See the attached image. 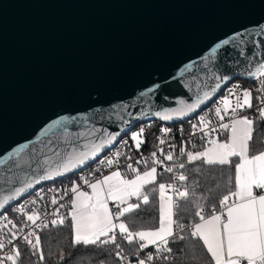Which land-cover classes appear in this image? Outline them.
<instances>
[{
  "label": "water",
  "instance_id": "1",
  "mask_svg": "<svg viewBox=\"0 0 264 264\" xmlns=\"http://www.w3.org/2000/svg\"><path fill=\"white\" fill-rule=\"evenodd\" d=\"M262 27L264 0H0V200L33 183L0 216L36 187L78 173L141 123L188 121L232 81L252 82L248 73L264 62ZM225 39L232 42L217 49L215 63L228 81L194 112L157 117L179 100L192 103L196 90L185 85L197 79L201 93L210 91L203 57ZM105 131L118 133L116 141L35 183L73 149L91 153Z\"/></svg>",
  "mask_w": 264,
  "mask_h": 264
},
{
  "label": "snow or ice",
  "instance_id": "2",
  "mask_svg": "<svg viewBox=\"0 0 264 264\" xmlns=\"http://www.w3.org/2000/svg\"><path fill=\"white\" fill-rule=\"evenodd\" d=\"M261 31L264 32V27L261 28ZM231 42L229 39L223 40L221 44L212 49L211 59L209 56L203 57L206 81L212 82L210 91L201 93V81L197 79L194 85H185L190 92L193 91V86L196 90L192 103L179 100V108H166L162 112L158 111L154 114L164 121L172 120L173 117H184L188 113L194 112L211 95L216 93L221 85L229 79L227 75L223 74V69L215 63L217 49L229 45ZM240 55H244L243 50L240 51ZM253 55L258 54L253 53ZM248 75L264 78V62H260L255 71ZM204 87H208L206 82ZM256 91L260 94L255 97L259 102L258 106L254 105L253 92L249 89H244L239 94L229 90L228 95L221 98L219 102L221 106H217L214 111L215 116L221 121L219 129L228 133L226 141L209 138L207 140L209 146L205 147L203 151L186 152L183 147L179 149V155L186 156V161L189 164L197 161L210 167L234 164V190L230 189L227 194L222 195L218 204H213L207 214L205 205L199 202L194 205L195 211L191 210L195 200V188L201 186L202 174L198 167L194 170L197 175L191 188L178 187L175 183L158 184V227L132 230L128 223L121 218L141 210L142 206L150 203V195L146 186L155 184L157 180V167L148 165L147 160H138L136 163L145 164L146 170L141 171L129 163L127 169L134 173L131 179L119 170L112 171L109 175L96 179L95 182H89L87 178L82 177L83 183L91 188V194L81 191L80 185L74 183L70 188L73 197L70 198V210L67 215L60 213V208L69 207L64 204H60L54 209L51 215L55 218L50 220L47 219L48 213H41L36 208L28 211L26 205L20 204L15 211L26 217L27 223L23 226H18L5 215L3 217L5 222L0 223V264H23L24 252L20 247L21 243L26 246V251L31 257H36L40 264H43L46 257L41 235L37 229L44 230L50 226L53 228L62 227L66 221L71 229L70 243L73 247L111 244L116 249L114 255L118 264H132L131 260L124 255L121 244L117 242L118 237L128 245L135 246V264H154L157 259L173 260L174 250L171 245L182 242L186 238L201 242V247L206 250L205 255L210 257V264H264V151L251 154L250 147L258 131L257 122L261 124L260 131L264 132V79H260V87ZM233 98H235V103H233ZM254 107L257 113L255 118L239 115V111ZM229 113H231V118L228 123H224L225 116ZM197 127L195 124L192 125L193 135H195ZM205 129H209V131H205ZM144 131L145 129L141 127L139 131L131 133L130 138L137 151L144 143ZM170 131L169 128L161 129L164 136H167ZM199 131L203 133L201 136V140H203L205 137H210V133L217 129L211 127V121L205 116H200ZM103 135L106 139H101L99 143L93 144L91 153H77L73 149L75 155L70 154L69 159L58 164L56 169L45 170L35 183H39L40 180H52L54 176L63 175L85 164L104 147L115 142L119 134H108L105 131ZM259 142L264 143V135L260 136ZM123 143L127 145L128 141H123ZM159 143L163 145L166 140L159 138ZM160 151L164 155V160L158 159L157 153L152 152V165H162L164 161L174 160L173 152L169 151L164 154L163 149ZM53 152L57 156L60 155L55 149ZM122 155L124 153L118 150L114 152L112 158L101 160L99 164L111 168L114 164H119ZM234 157L238 158V162L233 160ZM47 163L48 160L45 159L44 164ZM37 164L41 166L39 161ZM175 167L176 165L166 166L164 170L172 173ZM178 168L184 169L185 163H179ZM175 179L186 183L189 177L180 172ZM229 183H232L231 177ZM32 187L33 183L29 181L24 183L23 187H17L10 194L3 196L0 200V209H4L10 201L15 200ZM169 190L171 195L168 194ZM152 191L155 192L157 189L153 188ZM208 192L211 195L212 189H209ZM37 195L40 200L44 199L42 193H37ZM64 195H68V191H65ZM60 199H63V196ZM50 202L52 205H57V196L53 195ZM110 202L115 204V212L109 207ZM30 203L35 205L37 201L32 200ZM182 214L192 216L191 225L181 222ZM26 229L29 230L26 231ZM185 232L188 234L187 237L184 235ZM145 249H154L155 251H148L143 258H140ZM60 258L63 260V255Z\"/></svg>",
  "mask_w": 264,
  "mask_h": 264
},
{
  "label": "built area",
  "instance_id": "3",
  "mask_svg": "<svg viewBox=\"0 0 264 264\" xmlns=\"http://www.w3.org/2000/svg\"><path fill=\"white\" fill-rule=\"evenodd\" d=\"M260 79L264 78H255L252 82H248L245 80H234L232 81L226 88L219 94L217 98L213 100L211 104H209L207 107H205L203 110H201L193 119H190L185 122H181L178 124H165L160 123L159 125H155L153 123L149 122H143L140 125L137 126L136 129L139 131L141 127L145 129L144 131V143L141 145V148L137 151L134 145V142L131 140V136L129 134H126L122 136L117 143L107 152L103 153L101 156H99L96 160H94L92 163L88 164L85 168H83L81 171H79L76 174L71 175L72 177H67L62 180H58L55 182H50L47 184L40 185L36 187L33 191H31L28 195L25 197L19 199L15 202L12 206L7 208L5 212L0 216V223H4L3 217L5 215L8 216L9 219L13 220L18 226H23L27 223L26 217L21 216L18 212L15 211V209L20 205L24 204L26 205V210L30 211L32 208H36L41 211V213H48L47 219H53L51 213L54 211L55 208L59 207L60 204L69 205V207L60 208V213L67 215V213L70 210V198L73 197V194L70 192L71 186L75 184L80 185L81 191H86L89 194H91V188H89L86 184L83 183V178H87L89 182H95L96 179H101L104 175H109L112 171L119 170L122 174H134L131 173L127 169V165L131 163L133 167L138 168L139 170L141 167H145V164L140 163L137 164L136 161L138 160H147L148 165L152 164V152L157 153V158L164 160V155L161 154V149L164 150V154H167L169 151L173 152L174 160L173 161H164L162 165H156L158 169V173L162 174L165 177V181L163 183L165 184H177L178 187H184L183 182H179L175 179V177L180 173L183 172V169L178 168V164L181 162H184L185 156L179 155V149L183 147L185 151H191L196 146H200L202 144L207 143V140L209 138H215L217 140H221L224 138L227 132H224L219 129V124L221 121L215 116V108L220 105V100L222 97L228 95L229 90H232L239 94L244 89H249L253 92V103L254 105L258 106V101L255 99L256 96L260 95L256 90L260 87ZM233 103H235V98H233ZM240 116H249L250 118H255L257 115L256 108L253 109H244L242 111H239ZM205 116L206 119L211 121V127L217 129L215 132L210 133V137H205L203 140H201V136L203 133L199 131V117ZM231 118V113L229 115L225 116L224 123H228ZM197 125V129L195 130V135H193V128L192 125ZM156 129L155 133L150 136V132L152 129ZM162 128H169L171 131L167 134V136H164L161 132ZM205 131H209V129H205ZM159 138H164L166 140V143L161 145L159 143ZM123 141H128L127 145L123 143ZM194 145V147H193ZM174 146V147H170ZM121 151L124 153L120 157L119 164H114L111 168L105 166H101L99 164V161L104 160L106 158H112L114 152ZM128 157H131V159H128ZM176 165L174 168V171L172 173L166 172L164 169L166 166H173ZM155 166V165H153ZM99 169V170H98ZM52 191H49V190ZM68 191V195H64V192ZM37 193H42L44 195V199L40 200ZM169 195H171V191L168 192ZM55 195L58 199L57 205L51 204V197ZM63 196V199H60V197ZM32 200H36L37 203L35 205H32L30 202ZM110 208L115 212V204L110 202ZM207 214V212H206ZM70 220V217L68 218ZM68 221H66L67 223ZM192 223V222H191ZM191 225V224H190ZM60 227H49L48 229L40 230L37 229L39 234L41 235L43 232L47 230L52 229H58ZM29 229H26V231ZM21 246H25L24 244H20Z\"/></svg>",
  "mask_w": 264,
  "mask_h": 264
},
{
  "label": "trees",
  "instance_id": "4",
  "mask_svg": "<svg viewBox=\"0 0 264 264\" xmlns=\"http://www.w3.org/2000/svg\"><path fill=\"white\" fill-rule=\"evenodd\" d=\"M242 80V79H237ZM149 123L159 125L158 121H151ZM137 126L134 128L136 129ZM133 129V130H134ZM157 128L152 129L150 136L155 133ZM261 124L257 122V134L254 136V140L251 143V154H256L259 151H264V143H260L259 139L264 132L260 131ZM153 139V137H152ZM208 144H202L193 148V152L203 151ZM234 161L238 162V158H233ZM185 168L183 173L189 177V180L185 183L184 187L191 188L193 186V181L196 179V168L201 170V186L195 188V200L193 202L192 211H195V203L199 202L205 205V210L208 213L213 204H218L222 195L227 194L228 190H234V164L226 166H207L202 165L200 161L194 162L192 164L187 163L186 156L184 157ZM153 166L152 164H149ZM141 171L146 170L145 167H141ZM72 177V176H70ZM231 177L232 183H229V178ZM165 177L158 173V178L155 184L148 185L147 190L150 195V203L148 205L142 206V209L128 214L121 219H124L128 226L132 230L140 229H150L158 227L159 224V194H158V184L163 183ZM156 188L157 191L153 192L152 189ZM212 189L211 195H209L208 190ZM207 198V199H205ZM135 199V198H133ZM183 219L181 222L190 225L192 216L190 214H182ZM176 217L174 216V219ZM198 219V218H197ZM70 221V220H69ZM178 231V230H177ZM187 237V232L184 233ZM71 229L69 223L67 222L64 226L58 229L47 230L41 234L42 247L45 254V261L43 264H118L115 258V247L111 244L109 245H95L85 247L83 245L73 247L70 243L71 241ZM118 243L124 250V255L131 260L132 264L136 261V248L134 245H128L122 239L118 237ZM173 247L174 259L171 261H162L157 259L154 264H210V257L206 256V250L201 247V242L194 241L186 238L182 242H177L171 245ZM24 252L23 264H40L36 257H31L26 251V246H21ZM148 251H155L154 249H145L144 253H141L140 258H143ZM61 255L64 259L61 260Z\"/></svg>",
  "mask_w": 264,
  "mask_h": 264
},
{
  "label": "crops",
  "instance_id": "5",
  "mask_svg": "<svg viewBox=\"0 0 264 264\" xmlns=\"http://www.w3.org/2000/svg\"><path fill=\"white\" fill-rule=\"evenodd\" d=\"M227 138H228V133H226V135L224 136V138H222V139L219 140V141H222V142H223V141H226ZM208 146H209V145H208ZM208 146H207V147H208ZM133 176H134V174H127V175H126V177H127V178H130V179L133 178ZM157 178H158V171H157ZM85 192H86V191H85ZM109 207H110V203H109Z\"/></svg>",
  "mask_w": 264,
  "mask_h": 264
},
{
  "label": "rangeland",
  "instance_id": "6",
  "mask_svg": "<svg viewBox=\"0 0 264 264\" xmlns=\"http://www.w3.org/2000/svg\"><path fill=\"white\" fill-rule=\"evenodd\" d=\"M137 130H132L130 133H129V135L131 136V133L132 132H136ZM156 166V165H155ZM157 167V166H156ZM157 171H158V169H157ZM130 179V178H129Z\"/></svg>",
  "mask_w": 264,
  "mask_h": 264
}]
</instances>
